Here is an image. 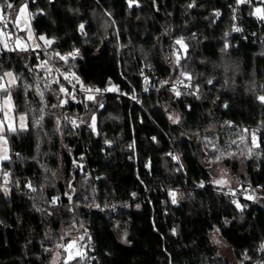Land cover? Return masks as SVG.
<instances>
[{
	"label": "trees",
	"instance_id": "1",
	"mask_svg": "<svg viewBox=\"0 0 264 264\" xmlns=\"http://www.w3.org/2000/svg\"><path fill=\"white\" fill-rule=\"evenodd\" d=\"M8 2L14 8L3 13L11 34L20 36L14 12L27 2L32 31L55 40L50 57L64 76L83 87L119 85L142 108L111 95L72 105L40 67L45 59L37 49L0 50V77L17 78L10 90L14 116L26 122L5 133L10 155L0 165V264H64L56 245L70 236L81 243L87 229L93 264H264V207L238 209L214 183L228 176L237 188L263 191L264 201V104L257 99L264 94V46L256 40L264 25L244 19L242 33H233V0H136L131 7L128 0ZM181 37L186 53L175 44ZM73 52L78 55L68 56ZM181 71L199 86L198 96L180 89L177 97L161 84ZM81 115L76 131L70 121ZM172 147L181 168L170 161ZM29 183L36 191L27 193ZM170 191L177 193L175 204ZM213 234L232 259L220 253Z\"/></svg>",
	"mask_w": 264,
	"mask_h": 264
},
{
	"label": "snow or ice",
	"instance_id": "2",
	"mask_svg": "<svg viewBox=\"0 0 264 264\" xmlns=\"http://www.w3.org/2000/svg\"><path fill=\"white\" fill-rule=\"evenodd\" d=\"M128 2H129V7H131L133 5V3L136 2V0H128ZM257 3L260 4V5H264V0H257ZM242 4H253V0H236L237 7H239ZM193 6H194V3L189 5V7H193ZM4 7H6L7 9H13L14 5L12 3H9L8 0H4L3 4L0 5V23H3L4 28L6 29L8 27V24L11 23L12 21H10L8 16L3 13V8ZM237 7H234L232 9V11H233V17L232 18H233V20L236 19L235 13H236ZM250 14L251 15H255L259 20L264 21V6H254L253 12L250 13ZM32 15H33L32 13L28 12V4H27V2L21 4L19 6V9H18V14L15 16V26L19 27V23H20L21 18H24L25 21H27V20L31 19ZM214 15L216 17H219L221 15V13L219 11H216L214 13ZM83 29H84V25L81 24L80 25V30L83 31ZM231 30L234 31V32H241L242 31L241 28H239V27H237L235 25H233ZM29 35L31 36V31L30 30H29ZM228 35H229V33L226 32L225 36H228ZM0 36H8L9 39L11 38V36L8 33H5L3 31H0ZM39 39L42 40L44 42V45H46V46H51L54 43L53 40L47 39L44 36H40ZM16 44H17V46H18L20 51H27L28 50L27 46L22 43V41H21V39L19 37H16ZM175 44L179 45L180 49H183L185 53L187 52V47L188 46L184 42V38L183 37L176 39ZM4 47L5 48L8 47L7 43L4 44ZM36 47L39 48L40 45L37 44ZM224 47H225V49H227L229 47V44L226 42ZM9 50H11V49H9ZM76 55H78V52H73V53H69L68 54V56H72L73 58ZM173 55L175 56V64L177 66H180V61L182 59V56H181L179 50L178 49H174L173 50ZM53 56H59V59L65 60V61H67V59H68V56L61 55L60 53H53ZM51 58L52 57H49V60H51ZM40 67L46 68L49 73H51V71H52V69L48 67V61H43L42 64L40 65ZM55 70L57 72L60 71L59 68H56ZM227 70L228 69L225 68V71H227ZM71 75L77 80V82H79V78L75 77L74 73L71 74ZM180 75L182 77H184V79H186V80L190 81L192 79V76L187 71H181ZM5 78H7V83L4 82ZM64 78L65 79H69V76L65 75ZM16 79L17 78L13 75L12 72H5L3 74V76L0 77V93H5L6 94L5 98L3 100V108H6L9 112L12 111V99H11V91L10 90H11V87L16 83ZM55 82L58 83V81H55ZM147 82H148L147 78H145V83H147ZM168 83H169V81H162L161 82L162 85L168 84ZM208 83H212V81L209 80ZM176 84H183V81L178 79L176 81ZM183 86L184 87H191L190 84H184ZM81 87H83V85H81ZM106 90L107 91H117L118 89L115 86H113V87H110V88H108ZM172 90L174 91V94L177 97H179L181 95L180 90L178 88H176L175 85L172 86ZM66 91L67 90L63 86L60 87V92L61 93H66ZM84 91L92 92L93 89L85 88ZM94 91L98 93L101 90L100 89H95ZM145 91H147V89H145ZM197 91H198V88H197ZM39 94H40L41 98L43 99V93L41 92ZM189 94H195V93H189ZM87 99L91 101V100L95 99V97L93 95H88ZM257 99L259 100L260 103L264 104V94L258 95ZM64 103H67V101L61 100L59 106L62 107ZM54 107H55V105H54ZM101 107H102V105H101ZM225 107H227V105H225ZM0 110H3V109H0ZM4 115H5V120L4 121H0V140H3L4 143L7 144V140L4 138L3 133L5 131L15 132V131H17V129H16V127L12 126L11 124H9L7 126V128H5V124L7 122L8 112H5ZM19 119H20L21 122H23L24 119H25V116L21 115L19 117ZM65 119H68V118L65 117ZM169 119H171L173 121V123H178L179 122V117L170 116ZM40 120H43V116H41ZM40 120H38L36 122L37 125L40 124ZM91 120H92V123L89 126L92 128L93 131H95L96 130V117L93 115L91 117ZM70 122L75 127L79 126L77 124L76 120H71ZM57 123L59 124V121H57ZM81 123H83V121H81ZM244 131L246 132L247 129H245ZM251 138H252L253 147L259 148L260 144L257 142V136H256L255 132H253L251 134ZM153 139H155V138H153ZM240 142L241 143L244 142V136L243 135L240 136ZM106 143H107V141H106ZM208 143H211V141H209ZM233 143H235V141H233ZM248 154L249 155L252 154V149L251 148H249ZM169 155H171V154H169ZM234 155H235V153H228V156H234ZM223 156H224V153H221V156H218L216 159L219 160ZM7 159H9V157H8L7 152L5 150V153L3 155H0V160H7ZM172 159L178 161L179 157L173 155ZM8 175H9L8 173H4V176L6 178L5 179V184H7V182H8L7 181ZM214 183H216L217 185L224 186V185H227L228 181L225 180V179H219V180L214 181ZM26 186L29 187V189L31 191H36V189L32 187L31 183H29ZM200 186L203 187V183H201ZM3 190L7 191L6 188H4ZM133 195H135V194H133ZM169 196L172 197V203L173 204L177 203V198H176L177 197V193L176 192L170 191L169 192ZM245 198L246 199H254L255 197H254V195H249V196H246ZM69 199L71 200V196H69ZM58 200H59V197H54L53 200H52V204L55 205ZM233 203L236 205V207L238 209L243 210V206L238 201L233 200ZM216 231L218 232L219 229H217ZM173 232L175 233V229H173ZM83 238L84 237L81 236L79 239L83 240ZM61 239H63V238H61ZM216 242L219 243V241H216ZM56 247L57 248H62L64 250V252L67 253V257H66V259L64 261V264H69V262L73 261V260H78V259L82 260L86 256V253L81 250V246L79 245L77 240H72L71 242H69L67 244H57ZM74 249H75V251H73ZM261 250H264V244L261 245ZM57 258H59V254H57Z\"/></svg>",
	"mask_w": 264,
	"mask_h": 264
},
{
	"label": "built area",
	"instance_id": "3",
	"mask_svg": "<svg viewBox=\"0 0 264 264\" xmlns=\"http://www.w3.org/2000/svg\"><path fill=\"white\" fill-rule=\"evenodd\" d=\"M254 6H264V5H260L257 3V0H253V4H242L239 7H237L236 5V0H233V4H232V9L234 7H237L236 10V19L233 21L232 27L233 25L239 27L242 29L243 31V27H244V19H248L252 22H254V24H256V26L258 27H262L264 25V21L259 20L255 15H251L250 13L253 12V8ZM244 8H246V12H244ZM233 12V11H232ZM0 29L5 30L8 34H11V30L8 29V27L5 29L3 23H0ZM241 32H234L233 33H242ZM256 40L259 44H261L262 46H264V36L260 35V36H256ZM40 45V44H39ZM37 50L42 54V56L44 57L45 61H48V67L52 69L51 73L48 72V70L46 69V73L52 77V78H56V80L60 83L61 86H63L67 91L66 93H63L67 96L68 101L70 104L72 105H83L85 99L87 98L88 95H93L95 96H113L115 99L122 100L124 98H127V100H129L130 102L135 103L138 107L142 108V104L140 102L135 101L134 97L130 96V95H126L122 88L119 85H114L118 90L117 91H107L106 87L103 88H99L96 86H88V87H81L80 85H78L77 83H75L73 81V79H65L64 75L61 73V71L57 72L55 69L58 68L55 63L52 60H49L50 57V50L45 49L43 46L40 45L39 48H37ZM145 76H141V83L143 85V90L145 91L148 82L145 83ZM181 80L183 81V84H176L177 80ZM148 81V79H147ZM169 86L171 87L172 90V86L175 85L176 88L180 89H186L188 91H191L192 93H195L196 96L199 95V86L198 85H192V83L189 80L184 79V77H182L181 75H179V77L175 80L169 81ZM184 84H190L191 87H184ZM85 88H89V89H93L92 92H86L84 91ZM198 88V91H197ZM95 89H100V92H95ZM173 91V90H172ZM174 92V91H173ZM104 106V104H102ZM77 124L79 125L78 127H75V130L78 131L80 126H81V121H83V116L81 115L77 120ZM92 123V120L90 122V124ZM91 132L93 134H96V130L93 131L92 128L90 127ZM171 155H169L170 161L173 165L180 167V159L177 160H173L172 156H178L176 150L172 147L170 153ZM179 157V156H178ZM81 166H83V163H81ZM181 168V167H180ZM86 174V179L89 178V174L88 171H85ZM5 179L3 178V183L5 184ZM7 184H9V180L7 179ZM25 190L27 191V193H29L31 190L29 189V187H25ZM218 192L222 193L223 195H225L226 197H228L230 199V201L233 203V200L238 201L244 208H248L250 205H257L259 207H264V201L261 199V194L260 192H263L261 190L258 189V191L255 190H251L248 188H220V190H218ZM249 195H254V199H246V196ZM51 205L52 201H51ZM112 209H114V207H112ZM96 211L98 213H104L105 209L102 208L100 205H98L96 207ZM83 236V240H81V243H79V245L81 246V250L84 251L86 253V256L84 257V259L81 260L80 264H93V262L96 261L95 256L92 253V242H91V234L90 231L87 229L85 230V232L82 235H79V237Z\"/></svg>",
	"mask_w": 264,
	"mask_h": 264
},
{
	"label": "rangeland",
	"instance_id": "4",
	"mask_svg": "<svg viewBox=\"0 0 264 264\" xmlns=\"http://www.w3.org/2000/svg\"><path fill=\"white\" fill-rule=\"evenodd\" d=\"M20 6V5H19ZM19 6L16 8L15 12H14V18H13V25L16 28V30L20 33V36H16L15 33L13 32L12 34H10L11 38L9 39L8 36H0V50L4 49V50H9V49H17L19 50L17 44H16V37H19L22 41L23 44H25L27 47H29L32 50L37 49L36 45L38 44L36 37L32 31L31 28V24H30V20L25 21L24 18H21L20 23H19V27L15 26V16L18 14V9ZM29 30L31 31V36L29 35ZM2 31V30H0ZM5 32V31H3ZM7 33V32H5ZM10 40L11 43H9L8 41ZM7 43L8 47L5 48L4 44ZM2 47V48H1ZM5 98V95H1L0 94V121H4L5 120V112H8V116H7V122L5 124V128H7V126L9 124H11L12 126L16 127L17 130H23L26 127V122L25 119L23 122L20 121L18 116L17 118H15L14 113H13V105H12V111H8L6 108H3V100ZM7 131H5L3 133L4 138L6 139L5 133ZM11 132V131H8ZM5 150L7 152V155L9 157V148H8V144H5L3 140H0V155H3L5 153ZM5 161V160H0V165L1 163ZM219 179H225L228 181L227 185L221 186V185H217L220 188H235L236 186L232 184L231 180L228 178V176H223V175H219L217 177L216 180ZM72 240H76L74 239L73 236H70V240L67 241L65 244L71 242ZM212 241L213 243L218 247L220 253H226V255H228V257H230V259H232L231 253L229 254V248L223 243V241L215 236L214 234L212 235ZM216 241H219V243H217ZM75 251V249L73 250ZM65 255H63V261H65L66 257H67V253L65 252ZM62 254H59V257H61ZM53 261L57 260V255L55 257H53L52 259Z\"/></svg>",
	"mask_w": 264,
	"mask_h": 264
},
{
	"label": "water",
	"instance_id": "5",
	"mask_svg": "<svg viewBox=\"0 0 264 264\" xmlns=\"http://www.w3.org/2000/svg\"><path fill=\"white\" fill-rule=\"evenodd\" d=\"M83 25H84V28H85L86 25L85 24H83ZM78 31H79V35L81 36V38H85L86 37L85 35H83L84 29H83V31H81L80 30V26L78 27ZM40 36H44L45 38H47L45 35L35 36L38 44H40L41 46H43L47 50H51L54 47L55 43H56L55 40L51 39V40L54 41V43L51 46H46V45H44V42L39 39ZM47 39H50V38H47Z\"/></svg>",
	"mask_w": 264,
	"mask_h": 264
}]
</instances>
